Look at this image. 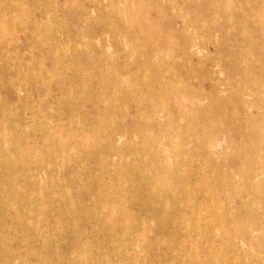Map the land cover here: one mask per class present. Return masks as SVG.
<instances>
[{
  "label": "rangeland",
  "instance_id": "obj_1",
  "mask_svg": "<svg viewBox=\"0 0 264 264\" xmlns=\"http://www.w3.org/2000/svg\"><path fill=\"white\" fill-rule=\"evenodd\" d=\"M189 21L202 25L188 33L191 56ZM263 78L264 0H0V264L143 262L171 209L162 167L184 158L197 160L186 182L206 199L203 215L226 226L218 241L250 229L264 239V178L246 161L264 154ZM232 240L251 258L221 244L229 264H264V253Z\"/></svg>",
  "mask_w": 264,
  "mask_h": 264
},
{
  "label": "bare ground",
  "instance_id": "obj_2",
  "mask_svg": "<svg viewBox=\"0 0 264 264\" xmlns=\"http://www.w3.org/2000/svg\"><path fill=\"white\" fill-rule=\"evenodd\" d=\"M232 1V0H231ZM17 2V1H16ZM163 2V1H162ZM234 2V1H233ZM230 4V2H229ZM27 9V8H26ZM20 13V12H19ZM25 17V16H24ZM3 19V18H2ZM114 19V18H113ZM125 19V18H124ZM115 20V19H114ZM109 21V20H108ZM128 23L133 22L132 19H126ZM121 22V21H120ZM3 23V22H2ZM132 24V23H131ZM2 25V24H1ZM129 26V25H128ZM202 25L199 24V22L189 21L185 22L182 26V33L185 36V47L184 52L187 55L193 54V49L196 48L198 44L194 42L191 35L188 34L191 30L193 32H197L198 28H200ZM3 29V28H2ZM1 29V30H2ZM154 28H152L153 30ZM147 29L140 28L138 29V33H145ZM150 32V29H149ZM13 34V32H10ZM162 33V32H161ZM160 35V34H159ZM118 38V37H117ZM63 39V36H62ZM108 39V38H107ZM110 39V38H109ZM43 41V40H42ZM122 41V40H121ZM50 42V41H49ZM64 42V41H63ZM91 42V41H90ZM55 42H53L54 44ZM46 44V43H45ZM44 44V45H45ZM165 45V42L159 38V41L154 40L152 43L153 49L161 48ZM65 46V42H64ZM63 46V47H64ZM68 46V44H67ZM81 46V45H80ZM201 46V45H200ZM30 48V47H29ZM69 48V47H68ZM80 48V47H79ZM110 48V47H109ZM202 48V47H201ZM114 49V48H113ZM18 50V49H17ZM32 50V48H31ZM66 50V49H65ZM64 50V51H65ZM70 51V49H68ZM28 51V50H27ZM68 51V52H69ZM115 51V50H114ZM25 53V51H24ZM71 52H69L70 54ZM49 55L51 59H57V57L54 55H51V52H49ZM18 57V56H17ZM33 57V56H32ZM62 57V56H61ZM11 59V58H10ZM13 59V58H12ZM63 59V58H62ZM65 59V58H64ZM16 60V58H15ZM14 60V61H15ZM61 60V58H60ZM42 61V59H41ZM9 62V61H8ZM31 63V62H30ZM146 64V63H145ZM40 66V65H39ZM73 66V65H72ZM149 66V65H148ZM18 67V66H17ZM46 67V65H45ZM123 70L127 71V66L121 67ZM34 69V68H33ZM70 70V69H69ZM55 72V71H54ZM36 73V72H35ZM20 74V73H19ZM257 74V73H256ZM63 75V74H62ZM41 76V75H40ZM33 77V76H32ZM256 77V76H255ZM34 78V77H33ZM96 78V77H95ZM2 79V78H1ZM99 79V78H98ZM117 80H120V77H116ZM264 79V78H263ZM43 80V79H42ZM123 81V80H122ZM37 82V81H36ZM45 83V82H43ZM13 84V83H12ZM25 84V83H24ZM125 84V83H124ZM44 85V84H43ZM19 86V85H18ZM17 86V87H18ZM15 87V85H14ZM20 87V86H19ZM24 87V86H23ZM51 89V88H50ZM138 89V88H137ZM166 89V88H165ZM17 90V89H16ZM147 90V89H146ZM250 90V89H249ZM26 91V90H25ZM202 91V90H201ZM17 92V91H16ZM19 92V91H18ZM51 92V91H50ZM163 93V92H161ZM141 94V93H140ZM243 94V93H242ZM259 93H257L258 95ZM250 97V96H249ZM132 104L138 103L136 99L130 100ZM36 103V102H34ZM50 108V107H49ZM23 109V108H22ZM24 113L22 117H16L15 120H18L20 123H26L27 122V111L28 108L25 107ZM119 110V109H118ZM156 110L151 111V115L154 117L150 120L152 125H157L159 130H163V128L166 126V121L159 118L158 114L155 113ZM181 114H184L180 110ZM191 115V114H190ZM185 118H189L188 113L184 114ZM136 121L137 116H129L130 119L132 118ZM60 122V121H59ZM252 123V122H251ZM71 125V124H70ZM111 125V124H110ZM151 125V124H149ZM256 125V124H255ZM257 126V125H256ZM132 127V126H131ZM260 127V126H259ZM263 127V126H262ZM184 128V127H183ZM186 129V128H185ZM65 130V129H64ZM165 131V130H164ZM61 132V131H60ZM78 133V132H77ZM86 134V133H85ZM135 134V133H134ZM74 135V134H73ZM120 135L119 132H115V136ZM76 136V135H75ZM87 136V134H86ZM112 136L111 141H113L114 137ZM78 137V136H77ZM161 137V136H160ZM164 137V136H163ZM162 138V137H161ZM79 139V138H78ZM87 140V138H85ZM163 139V138H162ZM84 140V139H83ZM153 141H155L157 144L159 143L158 137L153 138ZM70 142V141H69ZM206 144L213 145L215 144L214 140L207 139ZM71 143V142H70ZM75 144V142H73ZM81 143V142H80ZM85 143V142H84ZM138 143V142H137ZM87 144V143H86ZM95 144V142H94ZM170 145H174L173 142H170ZM140 146V145H139ZM182 152L187 150L186 146L181 147ZM209 148V147H208ZM150 149V148H149ZM11 150V149H9ZM164 150V149H163ZM12 151V150H11ZM10 151V152H11ZM14 151V150H13ZM31 150H29L30 152ZM143 152V151H142ZM148 152V151H146ZM191 152L190 150L188 151ZM4 154V152H2ZM116 153V151H114ZM135 153V152H134ZM162 152H157L155 154H152V156L156 159H160ZM27 154V153H26ZM145 154V153H144ZM36 156V155H35ZM208 156L211 159H215L218 161H221L220 158L224 157V155L215 154L212 151L208 152ZM259 157L249 156L246 161L252 162L254 161L256 163V171L254 172V178L258 180V178H264V154L261 151V147L258 151ZM22 157V156H21ZM38 157V156H37ZM26 159V158H25ZM105 159V158H104ZM205 160V159H204ZM20 161V160H19ZM31 161V160H30ZM106 161V160H105ZM135 161H138L135 159ZM197 161V160H196ZM195 161V162H196ZM107 162V161H106ZM195 162L188 160L187 158H184V160H177L176 164L169 167H162V171L164 173H167L170 177H172V181L168 180L166 182L165 187V197L167 199V203L171 204V209L168 211H165V218L164 221V228H156L150 230V239L149 241V247H151L152 253H149V255L145 254V258L143 262H137L136 264H174L175 261L179 260L180 264H229V258L227 257V254L225 252V249H227L229 252H232V254L235 252L240 255L242 259L245 261L247 259H250L251 257L248 256L247 253H249L246 249H242V247L234 242L232 239L239 238L242 241L248 243L250 246H252L255 250L257 249L261 253H264V239L260 238L259 240L253 235L254 231L252 229L247 231H236V234L233 238L224 237L221 241L215 237V230L217 228L222 229L225 228L223 221L218 219V217L211 218L212 215L209 213V211L206 209L205 214L203 215V210L205 206L206 199H202L201 201L197 202L195 197L197 196L198 189L190 187V185L186 182V178L188 176H196L198 177V174L196 170H194ZM205 163V161H203ZM202 162V163H203ZM139 163V162H138ZM201 162H198V164ZM112 165V164H111ZM110 165V166H111ZM203 165V164H202ZM208 166V165H207ZM109 168V167H108ZM113 168V167H112ZM189 168V169H187ZM203 168V167H202ZM17 169V168H16ZM12 170V166H11ZM200 170V169H199ZM114 171V170H113ZM233 171V170H232ZM115 172V171H114ZM234 172V171H233ZM108 173V172H107ZM200 173V172H199ZM118 174V173H117ZM143 174V173H142ZM108 175V174H107ZM105 176V175H104ZM110 178V177H109ZM119 178V177H118ZM201 180V179H200ZM170 181V182H169ZM202 181V180H201ZM153 181L146 180L144 183L141 182V185L144 186L146 184V188L151 189V186L154 187ZM121 184V182H119ZM124 183V182H123ZM122 183V184H123ZM165 183V180L163 181ZM125 184V183H124ZM36 186V185H35ZM214 186V185H213ZM224 186H229L227 183L224 184ZM106 187V185L104 186ZM110 187V186H108ZM113 187V186H112ZM126 187V186H125ZM197 187V186H196ZM159 188V187H158ZM208 188V187H207ZM110 192H114L111 191ZM127 189V187H126ZM237 189V188H236ZM120 190V187H119ZM160 190V189H159ZM211 190V189H210ZM130 191V189H129ZM208 191V189H207ZM119 194V193H118ZM117 194V195H118ZM160 194V193H159ZM126 195V194H125ZM200 193H198V196ZM202 195V194H201ZM200 195V196H201ZM109 196V195H108ZM116 196V195H115ZM214 196V195H213ZM229 196V195H228ZM106 197V196H105ZM127 197V196H124ZM131 197V194H130ZM207 197V196H206ZM115 198V197H114ZM123 199V197H121ZM119 199V201L121 200ZM106 199V198H105ZM117 199V198H116ZM215 199V198H214ZM126 200V199H125ZM227 200V199H226ZM104 202V201H103ZM110 202V200H109ZM131 203V200H130ZM118 206V205H116ZM115 206V207H116ZM127 206V203H126ZM153 206V205H152ZM218 206V202H217ZM118 208V207H117ZM212 208V207H211ZM217 208V207H216ZM231 208V207H230ZM260 209V203H255V209ZM116 209V208H115ZM122 209V207H121ZM126 209V208H125ZM232 209V208H231ZM107 210V209H106ZM212 211V210H211ZM234 213H236V209H232ZM118 212V210H117ZM131 212V211H130ZM214 212V211H213ZM124 213V211H123ZM240 213V211H239ZM120 215V214H119ZM242 215V214H241ZM261 216V215H260ZM222 217V216H221ZM220 218V217H219ZM261 217L257 216L253 219V222L255 224V227L258 229V224ZM129 220V219H127ZM234 225L240 226L239 220H231ZM111 222V221H110ZM112 223V222H111ZM125 223V222H124ZM126 224V223H125ZM124 225V224H123ZM112 227V225H111ZM219 229V230H220ZM223 230V229H222ZM220 230V232L222 231ZM226 231V230H225ZM203 232V235L201 236V233ZM199 233V238L194 241V239H188L189 236L193 237L194 234ZM125 234V230H124ZM123 237V236H122ZM168 237H172V240L169 241ZM160 238H166V240L162 241ZM196 239V238H195ZM136 240V239H135ZM189 240L193 242V244H188ZM201 240L204 243V247H198L201 246ZM169 241V242H167ZM128 242V241H127ZM143 243V242H142ZM197 244V246H196ZM220 244V245H219ZM221 244H224L225 249L221 248ZM116 248V247H115ZM224 249V250H223ZM117 250V249H116ZM126 252V251H125ZM134 252V251H133ZM145 252V251H144ZM118 253V252H117ZM130 253V252H129ZM134 254L137 257V253L134 252ZM140 254V253H139ZM234 255V254H233ZM140 258V257H139ZM140 260V259H137ZM136 260V261H137ZM236 260V259H235ZM120 262V261H119ZM129 262V261H127ZM252 262V261H251ZM234 264H237V260L234 262ZM246 264V263H244ZM255 264V263H253Z\"/></svg>",
  "mask_w": 264,
  "mask_h": 264
}]
</instances>
